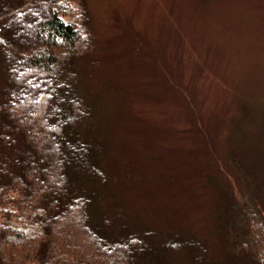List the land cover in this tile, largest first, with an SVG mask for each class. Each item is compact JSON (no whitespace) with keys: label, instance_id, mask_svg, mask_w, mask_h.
Listing matches in <instances>:
<instances>
[{"label":"rangeland","instance_id":"1","mask_svg":"<svg viewBox=\"0 0 264 264\" xmlns=\"http://www.w3.org/2000/svg\"><path fill=\"white\" fill-rule=\"evenodd\" d=\"M63 3L96 60L84 85L134 173L126 212L241 256L242 238L218 245L216 205L264 208V0Z\"/></svg>","mask_w":264,"mask_h":264},{"label":"trees","instance_id":"2","mask_svg":"<svg viewBox=\"0 0 264 264\" xmlns=\"http://www.w3.org/2000/svg\"><path fill=\"white\" fill-rule=\"evenodd\" d=\"M63 1L0 0V264H264L263 207L216 205L218 245L242 238L241 256L126 212L134 173L84 85L96 60Z\"/></svg>","mask_w":264,"mask_h":264}]
</instances>
